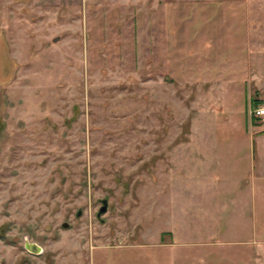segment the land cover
I'll return each instance as SVG.
<instances>
[{
  "label": "rangeland",
  "instance_id": "374dc122",
  "mask_svg": "<svg viewBox=\"0 0 264 264\" xmlns=\"http://www.w3.org/2000/svg\"><path fill=\"white\" fill-rule=\"evenodd\" d=\"M207 2L0 0V264H264V0Z\"/></svg>",
  "mask_w": 264,
  "mask_h": 264
},
{
  "label": "built area",
  "instance_id": "2783aa9c",
  "mask_svg": "<svg viewBox=\"0 0 264 264\" xmlns=\"http://www.w3.org/2000/svg\"><path fill=\"white\" fill-rule=\"evenodd\" d=\"M253 114L258 118V120H261L264 122V106L259 105L256 108L253 109Z\"/></svg>",
  "mask_w": 264,
  "mask_h": 264
},
{
  "label": "crops",
  "instance_id": "0c3cea01",
  "mask_svg": "<svg viewBox=\"0 0 264 264\" xmlns=\"http://www.w3.org/2000/svg\"><path fill=\"white\" fill-rule=\"evenodd\" d=\"M177 1H178V0H177ZM185 1H187V2H189V3H193V5H194V4H197V5H198V4L202 3V2H207V1H208V2H212V1H215V0H185ZM199 1H200V2H199ZM216 1H217V0H216ZM208 2H207V3H208Z\"/></svg>",
  "mask_w": 264,
  "mask_h": 264
},
{
  "label": "water",
  "instance_id": "95a60500",
  "mask_svg": "<svg viewBox=\"0 0 264 264\" xmlns=\"http://www.w3.org/2000/svg\"><path fill=\"white\" fill-rule=\"evenodd\" d=\"M107 207H108L107 204H105V205L100 209L99 215L105 213V212L107 211V209H108ZM67 225H68L67 223L64 224L65 227H67Z\"/></svg>",
  "mask_w": 264,
  "mask_h": 264
},
{
  "label": "trees",
  "instance_id": "16d2710c",
  "mask_svg": "<svg viewBox=\"0 0 264 264\" xmlns=\"http://www.w3.org/2000/svg\"><path fill=\"white\" fill-rule=\"evenodd\" d=\"M258 105H259V101H257L256 99H254L253 109L256 108ZM252 116H253V118H254L255 120H258V118H257L254 114H253Z\"/></svg>",
  "mask_w": 264,
  "mask_h": 264
}]
</instances>
